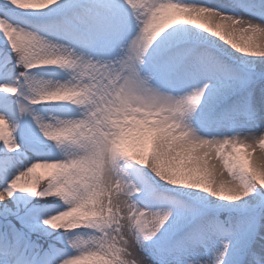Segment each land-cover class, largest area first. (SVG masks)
<instances>
[{
    "label": "snow or ice",
    "instance_id": "6c2138e0",
    "mask_svg": "<svg viewBox=\"0 0 264 264\" xmlns=\"http://www.w3.org/2000/svg\"><path fill=\"white\" fill-rule=\"evenodd\" d=\"M0 264H264V0H0Z\"/></svg>",
    "mask_w": 264,
    "mask_h": 264
}]
</instances>
